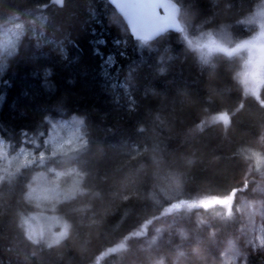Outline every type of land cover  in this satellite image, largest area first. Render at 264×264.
Listing matches in <instances>:
<instances>
[{"label":"trees","instance_id":"16d2710c","mask_svg":"<svg viewBox=\"0 0 264 264\" xmlns=\"http://www.w3.org/2000/svg\"><path fill=\"white\" fill-rule=\"evenodd\" d=\"M176 1L183 29L146 41L108 0H0V30L24 29L0 62V137L39 152L50 120L72 116L86 135L47 158L83 173L82 192L56 206L70 224L61 242L34 241L22 222L37 164L0 179V264H264V89L236 78L241 55L202 65L184 37L225 26L243 39L260 0ZM173 214L184 239L167 227L148 249Z\"/></svg>","mask_w":264,"mask_h":264},{"label":"rangeland","instance_id":"374dc122","mask_svg":"<svg viewBox=\"0 0 264 264\" xmlns=\"http://www.w3.org/2000/svg\"><path fill=\"white\" fill-rule=\"evenodd\" d=\"M243 23L251 33L239 40H235L225 26L204 30L198 35L184 34V37L197 52L202 65L211 64L217 53L230 56L241 55L242 66L236 78L246 92L259 95V92L264 89V59H259L262 51L258 50L259 47L264 46V0L259 1ZM23 32L21 24L10 25L0 30V62L7 53L16 51ZM109 57H111L110 61ZM106 62L108 66L112 65L113 53L108 54ZM50 122L51 128L46 137L45 147L39 152L35 147H22L19 151L12 153L9 151L8 143L0 137V179L4 174L15 172L27 164L34 163L39 167L27 192V200L35 206V210L25 215L22 222L31 239L48 245L61 242L70 232L69 222L56 211V206L59 202L82 192L83 173L77 168L57 169L47 163V158L50 155L55 156L78 149L86 142L83 118L72 116L51 119ZM258 147L260 153L264 154V145L258 144ZM255 174L261 181L264 178V169ZM243 203V199H240L241 212ZM173 216L170 222L163 219L152 226V231L145 239L148 249L158 250L166 240L169 241L170 238L163 237L167 227L172 229L171 233H178L179 239H184L186 228L179 221V217L174 214ZM153 264L165 263L162 256L158 255Z\"/></svg>","mask_w":264,"mask_h":264},{"label":"water","instance_id":"95a60500","mask_svg":"<svg viewBox=\"0 0 264 264\" xmlns=\"http://www.w3.org/2000/svg\"><path fill=\"white\" fill-rule=\"evenodd\" d=\"M55 4H63L65 0H53ZM124 19L130 34L135 39L153 41L169 31L180 32L182 23L179 18L180 4L176 0H108ZM156 4L155 9L150 6L135 8L133 5ZM133 17H136L134 22ZM259 59H264V46Z\"/></svg>","mask_w":264,"mask_h":264},{"label":"snow or ice","instance_id":"6c2138e0","mask_svg":"<svg viewBox=\"0 0 264 264\" xmlns=\"http://www.w3.org/2000/svg\"><path fill=\"white\" fill-rule=\"evenodd\" d=\"M146 6H150L151 8L155 9L157 7L156 4H151V5H141V4H136V5H133L132 7H135V8H142V7H146ZM133 20L135 22L136 20V17H133ZM109 61L111 60V57L108 58ZM49 75V73H45V76Z\"/></svg>","mask_w":264,"mask_h":264}]
</instances>
